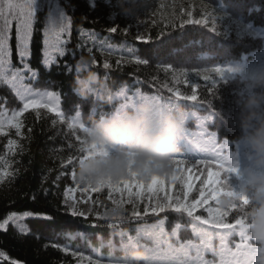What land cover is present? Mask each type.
Wrapping results in <instances>:
<instances>
[{
    "label": "trees",
    "instance_id": "1",
    "mask_svg": "<svg viewBox=\"0 0 264 264\" xmlns=\"http://www.w3.org/2000/svg\"><path fill=\"white\" fill-rule=\"evenodd\" d=\"M72 3L76 7L69 8L67 12L71 27L61 34L65 56L58 57V63L50 69H45L42 64L38 66L37 62L43 58L45 29L49 31L50 42H53L54 29L58 31L59 25H49L46 13H39L30 42L31 55L26 58L33 69H38V82H31L33 92L56 93L52 103H59L67 120L74 116L78 106L81 113L79 122L90 127L100 115L115 111L123 103L122 99L116 98V93L120 86L126 85L130 95L139 89L142 95H159L165 101L171 99L173 104L182 105L188 112L186 129L193 133L198 129L195 117L191 114L205 115L207 105L211 102L217 119L207 126V130L217 134L218 143L227 141L226 146L220 150V156L226 158L229 152L237 151V133L230 119L229 122L225 120V115L230 117L231 111L235 110L233 101L242 80L237 75L225 83L210 70L215 67L238 66L257 57H264V39H252L251 36L252 33L264 35V0H140L139 10L145 14L142 27H138L135 17L120 19L118 16V31L115 34H109L107 29L110 26L109 12L120 14L117 0H111L112 7L106 6L104 0H97L98 10L86 8L84 0H72ZM221 12L226 14L223 19ZM189 18L193 21L204 18L208 23H186ZM126 25L129 27L126 28ZM237 25L246 26L247 32L237 35ZM213 28L215 31H212ZM143 31L147 33L143 37L147 43L136 39L137 35L142 37ZM15 45L13 31L10 41L11 65L19 68ZM129 51L148 62H132L128 56ZM54 55L58 56V53ZM81 56H91L97 62L92 64L91 71L97 73L111 88L112 100L105 102L96 97L84 100L77 94L76 81L86 74L77 71V61ZM121 56L124 60L117 66L116 61ZM105 62L110 63V69L102 67ZM65 65L70 70H65ZM204 75H209L211 79L205 81ZM212 79L217 83L210 90ZM192 85L197 86V101L177 100L168 91V88H172L187 96L192 93ZM33 98L42 103L47 99L42 96ZM66 101L71 102V108ZM22 103L16 89L0 80V116L5 120L10 119L13 112L22 108ZM17 119L22 124L21 136L15 134L14 128L7 127L4 129L7 134L0 135V174L9 173L0 175V222L9 213L18 214L17 219L8 223L6 231L0 230V253L4 254L0 256V264H88V257L100 259L102 264H107L110 255H124L120 250L121 230L135 237L138 228L155 225L158 219L166 221V238L179 225L176 228L179 242L196 241L190 218L186 214L168 211L159 217L151 212L145 215L144 205L139 202L136 206L141 216L136 220L119 221L115 228L109 227V220H97V214L103 215L100 208L110 209L113 206L108 197V188L92 194L93 209L90 213L85 216L71 215L64 203L65 191L80 181L78 159L82 154L78 151L80 144L75 136L79 135L83 139L85 134L78 129H68L67 123H61L54 113L44 108H31ZM53 120L57 122L53 124ZM9 139L16 141L11 151L5 147ZM190 146L193 145L186 140H181L179 145L177 155L186 162H196L214 155ZM69 158H72L71 164H68ZM243 161L241 148L240 156L235 161L239 170ZM224 163L225 166L229 164L226 159ZM211 169L216 170L215 166ZM207 170L204 166V170L198 174L189 198L198 196L200 181L206 177ZM234 181L233 176L228 183ZM177 185V190L182 194L179 182ZM221 198L228 199L226 196ZM209 203L214 208L221 207L227 211L229 215L226 219L230 222L239 214L228 206L222 207L220 203L217 205L215 201ZM124 204L125 215L130 216L132 205L127 202ZM25 212L47 214L53 219L47 221L24 217L22 214ZM90 224L98 226L89 227ZM177 237H171L170 242L176 244ZM109 241L115 244V249L108 246ZM238 242V236L230 239V245ZM249 242L256 244L254 240ZM141 243L151 247L150 240L141 239ZM214 243L218 245L219 241ZM206 258L213 259L211 254H206Z\"/></svg>",
    "mask_w": 264,
    "mask_h": 264
},
{
    "label": "snow or ice",
    "instance_id": "2",
    "mask_svg": "<svg viewBox=\"0 0 264 264\" xmlns=\"http://www.w3.org/2000/svg\"><path fill=\"white\" fill-rule=\"evenodd\" d=\"M106 6L112 7L111 0H104ZM86 8L91 10H98L99 4L97 0H84ZM76 5L72 3V0H0V80L4 81L5 85H11L16 89V94L19 96L22 103V108L19 111H15L11 114V118L5 120L3 116H0V135H6L4 129L14 128L15 134L21 136L22 124L17 119L23 112L31 108H44L49 113H54L55 117L59 118L61 123H67V127L70 130H80L85 134L82 139L79 135L75 136V139L79 141L80 147L78 151L82 154L78 159V164L83 163L91 155H107L108 149L104 146L97 145L95 143H89L88 133L89 126L79 122L80 110L77 106L74 116L67 120L64 112L61 110L59 103L53 104L52 101L56 97V93L53 92H33L31 82H38V69H33L30 63L26 62V58H29L30 42L33 36L34 25L38 20L40 12L46 13V22L49 25H59V30L54 29L55 41L50 42L49 31L46 28L44 31V50L42 53V60H38V66L42 64L45 69H50L52 66L58 63V57H64L66 49L61 46V34L68 31L71 27V20L67 15L69 8H74ZM222 13V12H221ZM191 17V13L188 14ZM226 14L222 13L223 19ZM120 19H134L133 17H126L124 15L117 14L114 11L109 12L110 26L107 31L109 34H115L118 31L117 18ZM86 18V16H85ZM186 23L207 24V19L201 18L193 21L188 19ZM126 28L129 26L126 25ZM239 31L237 35L243 32H247L246 26L237 25ZM13 31L15 33L16 50L18 55L19 68H15L11 65L12 50L10 47V41L13 38ZM215 31V28L212 29ZM94 35V34H92ZM227 33H225V36ZM252 39H264V35L257 33L251 34ZM136 39L141 43H147L143 37L137 35ZM91 51V50H89ZM54 53H58L54 55ZM128 56L131 57V61L136 64L147 63L148 61L143 58H139L129 51ZM124 60L121 56L116 61L119 66ZM97 62L93 59V65ZM65 70H70L68 65H65ZM104 69H110L109 62L103 63ZM206 71H208L206 69ZM210 71L215 72L221 80L225 83L230 82V77L235 78L237 75L242 76V72L239 66H228L227 68L215 67ZM203 79L208 81L211 79L209 75H204ZM217 81L212 79L209 89L211 90ZM191 95H182L179 90L168 88V91L177 100L185 101H197L196 85H192ZM129 89L126 85L120 86L116 93V98L122 99L121 103L116 109L119 112L123 109L132 107L138 100L142 98H148L157 103L160 107H172L174 104L169 99L165 101L159 95H142L139 89L129 94ZM34 96H42L47 99L45 102L34 99ZM113 97L111 96L110 100ZM68 102V101H66ZM69 107L71 108V102ZM208 111L205 115L200 116L196 113L191 115L195 117L196 126L198 131L193 133L186 128L182 133L181 140H186L189 144L193 145L195 149H199L203 153H214V155L206 156L204 159L197 160L192 168H196L197 165H204L206 170L215 166L216 170H207V175L200 181L198 189V196L189 199V193L193 189V182L195 178L191 176V170L186 166V160L179 158L176 154L171 160L170 171L165 175H151L148 179L141 178L136 172L129 170V175L125 178L112 181L102 180L96 184H87L84 191L91 189L92 191H99L103 187L111 191L120 193L127 192L129 199L127 203L132 205L130 216L125 215L123 208L124 201L113 200L115 205L110 212H106L103 215L97 214V220H109V227L115 228L116 223L125 219L131 221L140 218L141 211L137 208V200L142 198V193L145 191L149 193H163V200L158 197L153 203L149 198V203L143 207V213L145 215L151 214L159 217L161 213L171 211L176 214H186L190 218L192 224L191 230L196 237V241L188 240L186 242H179L177 237L176 228L174 227L170 236L166 238L165 231V219H158L157 223L151 227V229L138 228L136 230L137 235L133 237L128 233L121 230L119 236L121 237L120 250L123 251L122 257L109 256L107 264H132L131 258L128 256L130 248L140 247L147 254L146 264H258L259 258L264 255V243L259 240H254L249 232L248 228L251 225L248 224L247 217L243 214V209L248 205L249 200L246 196L239 194L234 189V182L228 183L229 178L239 175V166L235 161L240 156L241 145L237 142L235 153L229 152L226 158L220 156V150L223 149L227 141L224 143H218L217 134L209 132L207 126L213 123L217 119V113L212 108L211 102L207 105ZM103 115V114H102ZM57 121L53 120V124ZM30 131V130H29ZM16 146V141L9 139L5 146L7 150L11 151ZM14 154V153H13ZM229 162L228 166H225L224 160ZM72 158L68 159V164H71ZM183 166V167H182ZM185 173H188L185 176ZM5 172L0 175H8ZM223 174V177H222ZM73 179L75 174L73 173ZM193 181V182H190ZM81 182V181H80ZM179 182L182 187L181 195H170L169 192ZM82 183V182H81ZM74 191L73 188H67L65 191V205L69 208L70 214L73 216H85L83 212H77L73 205H68V199L70 194ZM135 196L136 200L132 197ZM226 196L234 201L228 207L235 209L239 214L233 221H228L226 217L229 215L227 211L222 210L221 207H212L210 201H215L219 205V197ZM238 202V203H237ZM116 210H122L120 215H110L109 213H115ZM206 213V215L204 214ZM24 217H32L36 219H42L50 221L53 218L47 214L25 212L22 214ZM18 218V214L15 212L9 213L7 218L0 222V230H7L8 223ZM86 218V217H85ZM97 224H90L89 227H96ZM233 236H238L240 242L235 245H230V239ZM126 237V240H125ZM171 237H177V243H171ZM141 239H147L151 241V247L147 244H142ZM219 241L218 245L214 242ZM254 240L255 245L249 241ZM198 241V242H197ZM110 248L115 249V244L112 241L108 242ZM66 252L68 249H64ZM75 256L76 253L72 252ZM206 254H211L213 259L206 258ZM0 253V256H3ZM15 264V262H14ZM88 264H102L100 259H93L88 257Z\"/></svg>",
    "mask_w": 264,
    "mask_h": 264
},
{
    "label": "clouds",
    "instance_id": "3",
    "mask_svg": "<svg viewBox=\"0 0 264 264\" xmlns=\"http://www.w3.org/2000/svg\"><path fill=\"white\" fill-rule=\"evenodd\" d=\"M139 3L140 0H117L120 14L126 17L137 15ZM92 64L91 56H81L77 61V71L86 73L76 81L77 94L84 100L96 97L107 102L112 90L91 71ZM238 66L242 85L233 101V126L244 161L234 189L249 200L243 214L251 225L250 236L264 243V57ZM187 120L188 112L182 105L160 107L148 98L119 112L100 115L89 127L88 141L109 151L107 155H91L79 164V180L86 185L116 181L127 177L130 169L143 179L167 174L179 151ZM232 203L230 198L220 201L222 207ZM109 214L120 215L122 210ZM128 256L132 264H146L147 254L140 247L130 248ZM258 264H264V255Z\"/></svg>",
    "mask_w": 264,
    "mask_h": 264
},
{
    "label": "rangeland",
    "instance_id": "4",
    "mask_svg": "<svg viewBox=\"0 0 264 264\" xmlns=\"http://www.w3.org/2000/svg\"><path fill=\"white\" fill-rule=\"evenodd\" d=\"M136 21H137V25L139 28L142 27V23L145 19V14L143 11H140L138 9L137 15L135 16ZM147 33L145 31L142 32V37H146ZM232 114H230V117L225 115V120L228 121L230 119L231 124L233 126V119H234V114H235V110L231 111ZM229 122V121H228ZM194 161L191 162H186V166L191 170V176L195 178V181H190L193 182V189L196 185V181L198 180V174L200 172H202L204 170V166L202 165H197L196 168H192V165L194 164ZM183 167V166H182ZM212 171H215L214 169H210ZM188 173H185V176H187ZM87 187L86 184H83L79 181V183L75 186V187H69V188H73L74 191L70 194V197L68 199V205H73L76 209L77 212H83L84 214H88L90 213V211H92L93 209V203H92V194L95 191H92L91 189H89L88 191H84V189ZM107 188V187H103ZM102 189V188H101ZM178 189V185H176L174 188H172L169 192L170 195H181L180 192L177 190ZM192 189V190H193ZM163 193H149L147 191H145L144 193H142V198L140 200H137V202L143 204L144 206H146L149 203V198H151V201L154 203L155 200L157 199V197L160 200H163ZM108 197L113 201H124L127 202L129 199L128 193L124 192V193H120V192H116V191H111V193H109V189H108ZM133 200H136V197L133 196L132 197ZM191 199V198H189ZM219 201L222 200L221 197L218 198ZM125 204H123L124 206ZM115 207V205L111 206L110 209L108 208H100V213L104 214L106 212H110V210ZM151 212V210L149 211ZM153 226V224H149L148 226H144L142 227L143 229H151V227Z\"/></svg>",
    "mask_w": 264,
    "mask_h": 264
}]
</instances>
